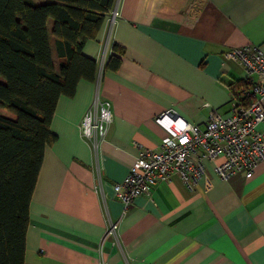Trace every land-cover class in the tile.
Returning a JSON list of instances; mask_svg holds the SVG:
<instances>
[{
    "label": "crops",
    "instance_id": "1",
    "mask_svg": "<svg viewBox=\"0 0 264 264\" xmlns=\"http://www.w3.org/2000/svg\"><path fill=\"white\" fill-rule=\"evenodd\" d=\"M113 8L114 24L104 20L82 49L97 64L95 80H79L72 97L56 102L57 138L44 149L31 195L23 264H264V159L251 178L225 181L207 164L209 189L201 181L189 191L172 175L126 209L112 188L141 149L165 136L160 113L202 126L211 109L229 110V86L245 70L224 52H264V0H116ZM114 44L124 52L110 70ZM96 97L110 102L112 120L94 151L80 125ZM110 222L116 237L104 239Z\"/></svg>",
    "mask_w": 264,
    "mask_h": 264
},
{
    "label": "trees",
    "instance_id": "2",
    "mask_svg": "<svg viewBox=\"0 0 264 264\" xmlns=\"http://www.w3.org/2000/svg\"><path fill=\"white\" fill-rule=\"evenodd\" d=\"M116 0H0V264H23L29 204L46 146L56 141L50 121L60 96L79 80L94 81L97 64L82 53ZM59 71L51 60L46 21ZM104 68L116 70L123 48L114 44ZM238 97L244 80L229 86Z\"/></svg>",
    "mask_w": 264,
    "mask_h": 264
},
{
    "label": "built area",
    "instance_id": "3",
    "mask_svg": "<svg viewBox=\"0 0 264 264\" xmlns=\"http://www.w3.org/2000/svg\"><path fill=\"white\" fill-rule=\"evenodd\" d=\"M118 16L112 8L105 20L112 25ZM224 56L243 66L249 89L238 97L232 94L226 113L211 109L202 126L185 122L173 110L160 113L155 122L165 130V136L155 148L141 149L123 180L112 187L124 209L172 175H177L189 191L201 181L209 189L207 164L212 165L218 180L238 173L245 178L253 176L264 159V52L259 46L245 45L226 50ZM99 66H103V58ZM111 120L110 102L96 97L80 125L82 137L94 151L104 140ZM117 228V222H110L104 239L116 237Z\"/></svg>",
    "mask_w": 264,
    "mask_h": 264
},
{
    "label": "rangeland",
    "instance_id": "4",
    "mask_svg": "<svg viewBox=\"0 0 264 264\" xmlns=\"http://www.w3.org/2000/svg\"><path fill=\"white\" fill-rule=\"evenodd\" d=\"M0 115L5 116V117H9V118L14 117V115L11 112H9L5 109H2V108H0Z\"/></svg>",
    "mask_w": 264,
    "mask_h": 264
}]
</instances>
